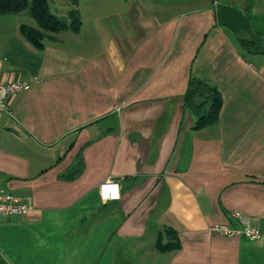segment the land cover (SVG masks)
<instances>
[{
    "label": "crops",
    "instance_id": "obj_1",
    "mask_svg": "<svg viewBox=\"0 0 264 264\" xmlns=\"http://www.w3.org/2000/svg\"><path fill=\"white\" fill-rule=\"evenodd\" d=\"M75 5L39 48L0 17V82L30 81L0 112V187L33 204L0 217V264H264V238L212 227L264 231V0ZM197 80L221 100L200 127Z\"/></svg>",
    "mask_w": 264,
    "mask_h": 264
},
{
    "label": "trees",
    "instance_id": "obj_2",
    "mask_svg": "<svg viewBox=\"0 0 264 264\" xmlns=\"http://www.w3.org/2000/svg\"><path fill=\"white\" fill-rule=\"evenodd\" d=\"M72 3L75 4L76 0H72ZM24 10L29 12L36 25L21 24V33L38 48L43 45L45 38H50L55 33L65 29L77 30L79 28L80 20L76 8L75 11L70 13L72 14L71 18L74 16V21L71 24H67L52 11L48 0H0V15L15 14ZM210 91L214 92V96L209 97ZM195 94L202 97V103L197 106V109L200 110L198 114L205 112L204 115L198 118L197 127L214 123L221 101L217 89L205 80H197L194 82L193 88H190L187 93L189 104L194 103L192 98ZM178 246V241L172 239L166 244L158 243L157 249L167 250Z\"/></svg>",
    "mask_w": 264,
    "mask_h": 264
},
{
    "label": "built area",
    "instance_id": "obj_3",
    "mask_svg": "<svg viewBox=\"0 0 264 264\" xmlns=\"http://www.w3.org/2000/svg\"><path fill=\"white\" fill-rule=\"evenodd\" d=\"M30 86V81L26 78L0 82V112L11 113L10 100L13 96L23 93ZM101 193L108 198L118 197V183L107 181L100 185ZM33 204L28 196H21L10 190L0 187V217L20 216L26 214ZM237 220L239 226L230 224H215L213 229L221 231L225 235H242L250 241H258L264 238V231L261 230L250 216L239 211L231 213Z\"/></svg>",
    "mask_w": 264,
    "mask_h": 264
},
{
    "label": "rangeland",
    "instance_id": "obj_4",
    "mask_svg": "<svg viewBox=\"0 0 264 264\" xmlns=\"http://www.w3.org/2000/svg\"><path fill=\"white\" fill-rule=\"evenodd\" d=\"M48 1H49L51 8H52V11L55 12L57 14V16L60 17L61 19H63L67 24H71L72 21H74V16H72V18H71L72 14H70V13L72 11H75L76 5L72 3V0H48ZM63 3H69L71 5L68 10H65V8H64L65 4H63ZM63 8H64V11L62 10ZM0 17L10 18L11 20L24 22V23L30 24L32 26L35 25L34 19L30 16V14L27 10H24L22 12L15 13V14L0 15ZM208 95H209V97H212V96H214V92L210 91Z\"/></svg>",
    "mask_w": 264,
    "mask_h": 264
}]
</instances>
